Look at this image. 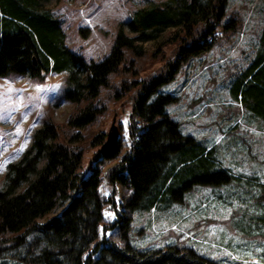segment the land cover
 I'll return each mask as SVG.
<instances>
[{"label": "trees", "instance_id": "trees-1", "mask_svg": "<svg viewBox=\"0 0 264 264\" xmlns=\"http://www.w3.org/2000/svg\"><path fill=\"white\" fill-rule=\"evenodd\" d=\"M46 1L0 0V77L41 81L46 72L65 71L59 97L72 103L64 122L43 117L18 159L6 164L0 264L2 251L20 245L33 230L39 235L22 256L26 264H221L186 246L137 249L126 230L135 209H148L157 200L179 202L194 184L214 186L231 178L215 165L212 146L180 131L165 111L174 96L159 89L188 57L208 49L217 29L231 30L230 20L220 22L225 0H148L118 23L107 53L87 61L64 45ZM123 24L134 34L124 32ZM170 28L176 46L152 73L139 76L148 62L141 43ZM228 94L264 120V20L257 47L233 74ZM122 95L130 104L128 145L119 123L97 131L110 102ZM93 142L96 148L82 171V155ZM102 176L118 191L117 203L110 199L111 220L102 216ZM56 207L58 213L37 221Z\"/></svg>", "mask_w": 264, "mask_h": 264}, {"label": "rangeland", "instance_id": "rangeland-1", "mask_svg": "<svg viewBox=\"0 0 264 264\" xmlns=\"http://www.w3.org/2000/svg\"><path fill=\"white\" fill-rule=\"evenodd\" d=\"M147 1L47 0L44 5L59 20L64 45L87 61L106 54L118 23ZM229 20L230 31L217 29L208 49L188 57L159 89L174 96L165 111L178 122L180 131L212 146L215 165L226 169L231 178L214 186L194 184L183 192L179 202L157 200L148 209H135L126 237L137 249L174 244L190 247L221 264H264V191L260 188L264 185V120L239 106L228 94L233 74L248 63L257 47L264 0H225L220 22ZM78 27H84L82 33ZM122 27L127 34H134L126 25ZM172 30L141 43L148 62L139 76L152 73L176 46ZM64 74L46 72L41 81L27 75L0 77V187L6 164L18 159L41 119L48 116L65 121L72 103L59 97ZM108 106L97 131L106 132L112 123H119L128 145L129 102L122 95ZM95 148L93 142L83 153L82 171ZM99 190L106 198L102 216L111 220L115 216L111 200L117 203L118 191L116 187L113 191L104 176ZM59 210L56 207L37 221ZM37 235V230L30 231L20 245L4 249L2 263L26 264L22 256L30 251V241Z\"/></svg>", "mask_w": 264, "mask_h": 264}]
</instances>
